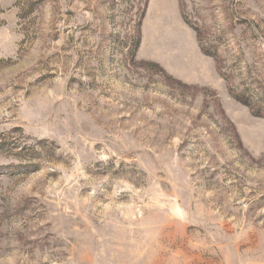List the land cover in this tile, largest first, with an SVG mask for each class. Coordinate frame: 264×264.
Listing matches in <instances>:
<instances>
[{"label": "rangeland", "instance_id": "obj_1", "mask_svg": "<svg viewBox=\"0 0 264 264\" xmlns=\"http://www.w3.org/2000/svg\"><path fill=\"white\" fill-rule=\"evenodd\" d=\"M0 264H264V0H0Z\"/></svg>", "mask_w": 264, "mask_h": 264}]
</instances>
